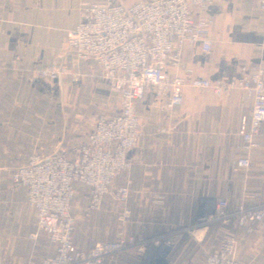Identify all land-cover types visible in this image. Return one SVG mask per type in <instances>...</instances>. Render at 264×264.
I'll list each match as a JSON object with an SVG mask.
<instances>
[{
    "label": "crops",
    "instance_id": "0c3cea01",
    "mask_svg": "<svg viewBox=\"0 0 264 264\" xmlns=\"http://www.w3.org/2000/svg\"><path fill=\"white\" fill-rule=\"evenodd\" d=\"M141 1L0 0V264L39 262L54 254L43 233L30 245L37 219L27 206L26 190L13 188L11 175L26 165L34 150L44 157L64 151L73 160L95 117L112 116L119 108L118 94L92 60L77 64L80 78L73 84L35 81L33 73L74 61L64 41L83 6L131 7ZM196 14L214 22L212 51L204 55L199 47L182 50L184 67L177 74L186 85L181 106L162 110L164 99L152 88L136 105L144 137L129 154L126 205L106 199L86 217L89 190L81 185L74 186L71 203L72 243L79 250L114 242L120 232L143 239L180 238L172 249L161 245L144 257L122 253L102 264H202L204 248L215 246L221 234L237 240L238 262L264 264V223L239 229L231 217L225 223L210 220L219 199L226 201L230 215L240 205L264 204V124L249 155L251 168L244 171L237 167L238 131L242 120L249 122L252 97L237 89L217 98L189 85L196 79L242 81L264 71V0H212L206 12ZM83 125L88 132L76 134ZM159 129L167 132L158 134ZM114 184L125 181L117 178ZM123 208L130 215L120 223Z\"/></svg>",
    "mask_w": 264,
    "mask_h": 264
},
{
    "label": "built area",
    "instance_id": "2783aa9c",
    "mask_svg": "<svg viewBox=\"0 0 264 264\" xmlns=\"http://www.w3.org/2000/svg\"><path fill=\"white\" fill-rule=\"evenodd\" d=\"M211 3L212 0H145L131 7L112 3L85 5L78 24L64 41L74 61L52 64L33 73L35 81L67 80L73 84L80 78L77 64L92 60L103 71L111 90L118 94L119 108L112 116L95 117L86 143L75 151L73 160L64 151L44 157L34 150L26 165L11 175L12 187L26 190L27 206L37 219V229L29 236L30 245L35 246L43 233L54 247L51 258L28 264H102L122 253L144 257L150 249L161 246L158 238L143 239L120 232L114 242L100 243L90 250L76 249L72 243L75 218L71 213L74 186L89 190L86 217L99 211L106 199L122 207L126 205L132 167L129 154L144 137L136 105L149 88L164 99L162 110L182 105L186 82L177 74L184 67L182 50L199 47L202 54L211 53L210 31L214 22L196 14L197 10L206 12ZM168 67L174 75L169 74ZM189 85L200 93L209 90L217 98L229 96L237 89L252 97L249 122L242 120L238 131L241 157L237 162L238 168L250 169L249 155L256 148L264 124V71L257 70L242 81L196 79ZM165 132V129L157 131ZM117 178H122L125 184L116 187ZM129 215L123 208L120 223ZM229 217L239 229L262 225L264 204L240 205L230 215L226 201L219 199L210 220L225 223ZM178 236L168 237L175 242ZM237 244L233 236L221 234L215 246L204 248L202 264H243L236 259Z\"/></svg>",
    "mask_w": 264,
    "mask_h": 264
},
{
    "label": "rangeland",
    "instance_id": "374dc122",
    "mask_svg": "<svg viewBox=\"0 0 264 264\" xmlns=\"http://www.w3.org/2000/svg\"><path fill=\"white\" fill-rule=\"evenodd\" d=\"M82 129H80V128H76L77 129V131L75 132L76 134L78 133H80V132H84L85 130H87V125L86 126H82L81 127ZM87 132H88V130H87ZM156 238H158L160 241H161V245H163V244H165L166 246H168V247H170L171 249L176 245V243L177 242H174V241H172V239H171V237H156ZM219 238V237H218ZM177 240H179V238L177 239ZM160 247V246H159Z\"/></svg>",
    "mask_w": 264,
    "mask_h": 264
}]
</instances>
